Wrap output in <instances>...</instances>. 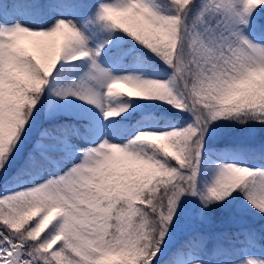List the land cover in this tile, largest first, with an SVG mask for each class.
<instances>
[{"label":"snow or ice","instance_id":"6c2138e0","mask_svg":"<svg viewBox=\"0 0 264 264\" xmlns=\"http://www.w3.org/2000/svg\"><path fill=\"white\" fill-rule=\"evenodd\" d=\"M0 264H264V0H0Z\"/></svg>","mask_w":264,"mask_h":264},{"label":"rangeland","instance_id":"374dc122","mask_svg":"<svg viewBox=\"0 0 264 264\" xmlns=\"http://www.w3.org/2000/svg\"><path fill=\"white\" fill-rule=\"evenodd\" d=\"M120 87H122V88H123L124 86H120Z\"/></svg>","mask_w":264,"mask_h":264}]
</instances>
